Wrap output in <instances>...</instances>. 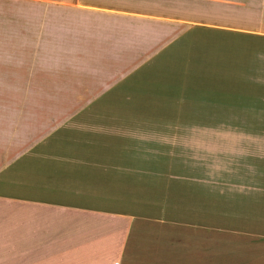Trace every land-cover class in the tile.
Instances as JSON below:
<instances>
[{
  "label": "crops",
  "instance_id": "obj_1",
  "mask_svg": "<svg viewBox=\"0 0 264 264\" xmlns=\"http://www.w3.org/2000/svg\"><path fill=\"white\" fill-rule=\"evenodd\" d=\"M21 2L43 8L47 20L64 9L61 20L92 22L106 45L101 57L67 75L72 81L60 89L65 92L0 104V264H208L205 216L181 232L173 210L144 201L143 192L157 190L160 181L150 180L156 173L148 167H159L173 197L178 190L166 174L187 165L188 193L199 198L200 209L217 183L234 193L227 204L258 203L256 193L264 191V0ZM72 11L80 18L67 15ZM185 26L205 29L176 34ZM207 42L222 61L210 65L215 79L194 114L219 122L162 129L145 142L138 113L66 109L98 100L137 60L169 44L195 50ZM50 48L47 53L57 52ZM60 69L44 80L63 82ZM148 143L166 157L144 158ZM249 242L264 249L263 240ZM241 264H264V253L243 256Z\"/></svg>",
  "mask_w": 264,
  "mask_h": 264
},
{
  "label": "rangeland",
  "instance_id": "obj_2",
  "mask_svg": "<svg viewBox=\"0 0 264 264\" xmlns=\"http://www.w3.org/2000/svg\"><path fill=\"white\" fill-rule=\"evenodd\" d=\"M56 10L54 20H47L43 8L38 11L37 6L27 5L21 0H0V104H3V108L12 105V97L25 99L36 94L65 92L60 89L72 81L67 78L68 74L80 72L81 65L95 60L98 54L99 57L103 55L106 44L94 31L92 22L61 20L57 14L64 9ZM73 13L67 12V15ZM75 15L73 18H80ZM176 29H179L178 34L183 29L193 31L205 28L185 26ZM209 45L210 42L202 43L196 45L197 49L188 50L182 49L185 45L169 44L159 53L144 58L147 60H137L136 65L98 100L65 103L70 104L66 109L138 113L142 117L139 122L143 123L145 142L149 141L147 136L162 129L187 131L192 127L219 122L223 119L194 114L202 111L207 87L215 79L211 75L210 65L222 61L220 50L209 48ZM50 46L55 47L57 52L47 53L48 49H52ZM173 47H180V50H173ZM48 64H53V68L48 69ZM58 67H61L64 81L46 82L44 74H50V70ZM49 103L40 105L38 102L34 105L47 108L51 105ZM17 104L21 106L24 102ZM159 150L148 143L143 157H166ZM186 157L181 153L180 159ZM148 169L156 173H150V180L160 181L156 184L157 190L143 192V200L152 201L161 209L173 210L172 220L178 224L181 232L205 216L206 223L202 221L201 224L205 225L206 235L210 239L208 264H241L243 256L264 253L263 247L249 246L250 240L264 241V191L256 193L259 198L254 208H245L227 204V199L234 193L228 191L225 184L217 183L213 185L209 199H206V206L202 204L200 209L199 198L188 193L190 175L187 165L181 162L178 168L166 174L171 175L174 189L178 190L173 197L166 192L168 178L160 179L163 175L157 174L160 173L159 167ZM161 171L165 173L166 169ZM201 210H205V213H201Z\"/></svg>",
  "mask_w": 264,
  "mask_h": 264
}]
</instances>
